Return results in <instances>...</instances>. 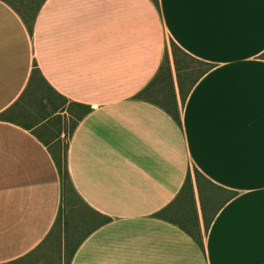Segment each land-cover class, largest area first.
<instances>
[{
  "label": "crops",
  "instance_id": "crops-1",
  "mask_svg": "<svg viewBox=\"0 0 264 264\" xmlns=\"http://www.w3.org/2000/svg\"><path fill=\"white\" fill-rule=\"evenodd\" d=\"M170 40L212 64L181 123L136 98ZM70 103L91 109L72 131ZM190 171L204 248L156 215ZM68 254L69 264H264V0H45L32 33L0 0V264Z\"/></svg>",
  "mask_w": 264,
  "mask_h": 264
},
{
  "label": "trees",
  "instance_id": "trees-1",
  "mask_svg": "<svg viewBox=\"0 0 264 264\" xmlns=\"http://www.w3.org/2000/svg\"><path fill=\"white\" fill-rule=\"evenodd\" d=\"M3 1L10 4L20 14L26 26L28 27L29 32L32 33L37 14L44 4L45 0L23 1L24 10L18 8L10 0ZM152 1L157 6H159V0ZM168 49L169 50L166 52L164 59L158 69V72L150 81V83L136 95V98L146 99L156 103L157 105L165 109L178 123H181L179 109L180 105L183 106L185 104L190 89L200 79V77L212 67V64L194 58L193 56L185 52L173 40H170ZM184 62H186L188 67L184 66ZM194 65L196 68H192ZM33 75H38L42 80H44L37 66H35L33 69L32 76ZM65 101L66 100L63 99L64 103ZM71 106H78L79 112H77L75 109H72ZM90 111L91 109L89 107L81 104L70 103L69 112L70 115H72V119L70 122L71 131L74 130V128L78 124V121L81 120ZM58 167L62 176L65 192L67 194L75 192V188L68 171L66 155L63 159L61 158L58 160ZM193 175L195 176L197 188L199 189L198 180L200 176L202 177V174L196 168H194ZM173 203H179V216L175 215V218L167 216L168 210L171 208ZM173 203L164 208L162 211L158 212L156 215L165 219L167 217L168 219H171V221L176 222L178 225L187 230L191 234V236L194 237L197 243L202 248H204L203 234L200 231L197 200L195 197L191 171L188 172L180 195ZM61 218L62 216L60 214V216L58 217V222L62 221ZM104 221L108 222L110 221V218L106 217ZM210 223L211 220L207 219L203 214V224L205 232L209 230ZM72 255L73 254L66 256L67 264L70 263Z\"/></svg>",
  "mask_w": 264,
  "mask_h": 264
},
{
  "label": "rangeland",
  "instance_id": "rangeland-1",
  "mask_svg": "<svg viewBox=\"0 0 264 264\" xmlns=\"http://www.w3.org/2000/svg\"><path fill=\"white\" fill-rule=\"evenodd\" d=\"M12 3H14L18 8H20L21 10H24V6H23V1H26V0H10ZM184 66L185 67H188V65L186 64V62H184ZM195 67V65L192 67V68H194ZM191 68V67H190ZM196 68V67H195ZM187 69H189V68H187ZM39 96H47L45 93H44V91H40L39 92ZM69 195V194H68ZM200 202V209H202V207H203V203H202V201H199ZM69 242H68V245H66L67 246V248L69 247ZM55 254V253H54ZM70 254H68V256H69Z\"/></svg>",
  "mask_w": 264,
  "mask_h": 264
}]
</instances>
